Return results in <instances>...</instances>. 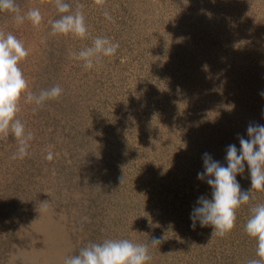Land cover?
Here are the masks:
<instances>
[{"label":"rangeland","instance_id":"1","mask_svg":"<svg viewBox=\"0 0 264 264\" xmlns=\"http://www.w3.org/2000/svg\"><path fill=\"white\" fill-rule=\"evenodd\" d=\"M66 2L84 5L86 38L49 35L54 0H16L22 14L40 9L39 27L0 12V30L30 49L20 64L29 90L63 89L35 112L21 100L18 118L34 134L24 159H11V134L0 136V264H62L108 238H159L150 264L257 258L243 229L264 192L253 190L224 237L193 229L190 215L211 198L197 178L203 155L227 166V147L239 149L250 123L264 125V0ZM97 36L119 48L86 70L70 53ZM237 181L251 189L246 163Z\"/></svg>","mask_w":264,"mask_h":264},{"label":"clouds","instance_id":"2","mask_svg":"<svg viewBox=\"0 0 264 264\" xmlns=\"http://www.w3.org/2000/svg\"><path fill=\"white\" fill-rule=\"evenodd\" d=\"M97 6H103L106 0H94ZM54 6L60 14L49 20L51 36H72L84 39L88 36V27L82 11L83 4H77L75 11L66 0H54ZM0 12L13 13L17 25L29 21L33 27L42 24L43 16L39 8H30L21 13L16 0H0ZM106 19L112 17L105 11ZM119 43L109 38L97 36L89 46L70 53V57L82 62L86 70L100 65L105 57L114 56ZM30 54V49L12 32L0 30V136L11 134L18 142V147L11 159H24L28 155L30 141L34 134L26 130L25 124L18 118L21 111V100L33 105V111L42 107L47 101L58 99L62 87L57 84L41 89L38 93L29 90L20 64ZM264 97V92L261 93ZM247 138L238 136L239 149L231 144L226 149L227 166L216 161L208 153L203 155V171L197 178L206 181L211 188V198L201 196L194 207L190 219L195 229L197 222L201 227L211 226L214 236L224 237L236 226V211L241 205L252 199L253 190L264 192V125L250 123L247 127ZM45 159H53L48 151ZM245 163L250 171L251 189L242 191L237 175L245 171ZM124 177L121 178V184ZM244 232L256 241L257 258L249 259L247 264H264V203L250 209V215L244 224ZM161 240L153 237L148 243H136L129 239L108 238L100 243L89 242L78 254L66 256L62 264H150L152 256L150 247L160 245Z\"/></svg>","mask_w":264,"mask_h":264}]
</instances>
